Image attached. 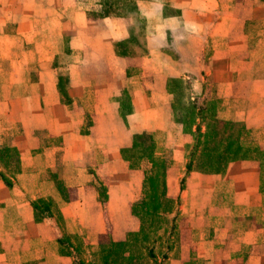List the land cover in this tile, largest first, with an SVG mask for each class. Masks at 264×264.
Listing matches in <instances>:
<instances>
[{
  "label": "crops",
  "instance_id": "1",
  "mask_svg": "<svg viewBox=\"0 0 264 264\" xmlns=\"http://www.w3.org/2000/svg\"><path fill=\"white\" fill-rule=\"evenodd\" d=\"M98 1L82 8L79 0L68 3L66 0H0V38L14 43L12 39L18 36L25 38L21 44H28L44 33L62 39L64 29L83 27L87 13L99 9ZM137 5L146 24L143 33L147 52L140 57L112 55L138 67L137 73L127 75L126 79L132 83V95L131 111L123 118L124 129H106L99 135L96 129L101 120L119 122L122 116L120 105L93 101L80 108L84 114L86 110L91 112L88 119L95 132L92 127L87 131L75 130L74 120L82 119V122L84 118L79 111L69 110L70 103L60 101L57 89L60 67L53 65L57 51L41 58L52 67L54 79L52 99L41 103L36 113L44 114L52 108L61 111L44 123L48 129L44 138L26 132L12 141L20 146L22 171L13 178L12 185H5L0 179V264H64L57 239L59 219L75 225L90 217L85 216L89 213L85 182L64 184L76 190L77 195L70 198L58 187L62 158L81 160L82 164V159L86 160L88 167H76L70 172L77 179L78 173H91V167L96 173L107 165L126 169L120 150L130 144L134 133L150 132L158 142V149L164 146L163 131L171 126L169 110L177 94V89L168 84L170 77L178 76L185 89L195 95L204 93L205 78H213L217 117L241 122L248 133L245 139L258 146L264 156V77L255 76L258 58L246 53L249 43L248 33L244 32V29L260 28L257 24L263 22V28L258 30L264 34V0H137ZM66 12L72 17H65ZM125 20L124 16L114 15L103 19L113 40L128 36L127 28H123ZM76 39L78 44L65 73L71 82L82 78L81 67L86 63L81 52L84 41L79 35ZM260 42L263 44L264 40ZM179 45L185 48L174 47ZM201 59L206 64L201 66L204 72L201 79L194 78V69H186L187 65L182 63ZM32 61L30 58L25 64L28 74ZM93 71L89 68L88 76L92 77ZM99 77L107 83L105 74ZM88 85L96 88L95 83ZM28 113L31 115L32 109ZM3 119L0 116V126L5 123ZM176 127H179L177 123ZM177 135L182 140L179 130ZM184 142H189L188 136ZM183 149L178 145L173 151L176 165ZM89 155L91 158L87 160ZM184 175L188 182L180 194V207L185 208L191 221L187 219L190 224L181 239L182 256L169 264H264V158L235 160L218 173L182 171L178 178ZM178 178L174 177L170 188H174ZM189 178L200 180L194 185L200 186L191 187L193 183H188L193 180ZM40 198L51 201L56 212L38 221L33 204ZM202 215L204 220L199 221Z\"/></svg>",
  "mask_w": 264,
  "mask_h": 264
},
{
  "label": "rangeland",
  "instance_id": "2",
  "mask_svg": "<svg viewBox=\"0 0 264 264\" xmlns=\"http://www.w3.org/2000/svg\"><path fill=\"white\" fill-rule=\"evenodd\" d=\"M69 1L71 0H66V3ZM79 1L82 8L88 7L90 2L91 4L94 2V0H91L89 3L88 0ZM97 4H100L98 10L87 13L85 26L83 25V27L77 30L72 28L64 29L62 39L58 35H56L57 37L55 35L48 36L44 33H40L32 38L33 43L28 44H21V40H25V38L20 39L18 36L12 39L14 43L0 38V116L4 118L2 122H5L4 124L1 123L2 125L0 126V167H2L1 172L5 181L0 179L5 185H12L13 178L22 171L20 146L13 145L12 141L18 140V137L20 135L24 136L26 132H33L36 136L40 138L43 136L44 138V135L46 136L48 133V129L44 126V123H47L49 117L61 111L52 108L46 110L44 114L36 113L41 103L52 99L51 92L54 79L50 71L52 67L47 64L48 61L41 60L44 56H50L52 52L57 51L53 65L60 67L58 71L60 72L61 82L57 81L60 101L62 104L70 103L71 107L69 110L72 112L79 111L81 118H84L82 122V119L74 120L73 128L75 130L87 131L90 130L88 127H92L95 132V126L88 119L91 112L87 110L85 112L84 110L85 114L82 113L80 106L84 108L88 105H84L85 103L97 101V104L99 102L100 104L110 102L120 105L119 113L122 116V120L119 122H116V120H101L96 129L97 133L101 135L106 129H124L123 118L131 111L130 102L132 95V83L131 81H126V79L127 75H135L134 73H137L138 67L133 63L112 56L114 55V42L118 41L112 39V35L107 28L108 26L103 19L113 15L126 17V20L123 22V28H127L128 36L123 40L129 39L130 34H132L133 38H131L135 39L133 43L138 44L145 41L147 48L146 35L144 36L145 33H143V28L146 24L143 23V19L136 9L138 6L137 0H99ZM120 4H123L124 10L129 11L128 16L123 15L121 11L117 10L116 7L120 8ZM107 7L119 13L114 14L115 12H113V14L111 13L105 17L97 15V13H102ZM89 15H92L90 20ZM65 17L70 18L72 14L66 12ZM68 23L71 24L70 21ZM262 24L263 22L257 24L260 28L244 29V32L248 33V48L250 49L246 53L251 52V57L258 58V61L255 62L256 77H264V43H259L260 40H264V34L258 30L263 28ZM78 35L84 41L82 46L84 50L82 49L81 52L82 56L85 57L83 59H86V63L81 67L84 73L82 78L80 80L73 79L71 82L65 73L67 72V64L71 59V53L77 47L78 40L76 36ZM132 46L134 48L137 47L134 44L129 45V47ZM174 47L178 49L185 48L180 45ZM186 48L189 47L187 46ZM182 55L184 54L182 53ZM118 57L123 58L122 56ZM30 58H33V61L28 69H31V74H28L25 71L27 69L25 68V64ZM89 58L92 61L90 63H88ZM182 64L187 65L188 68L186 69L189 70L192 67L194 69V72H192L194 78L201 79V72H204L201 66L206 65L203 64L202 59L199 61L195 60L194 62L187 61ZM89 68L92 71L94 70L92 77L88 76ZM181 70H184V68H181ZM101 73L105 74L106 84L105 82H101L102 77H99ZM174 78H178V76H174ZM58 82L60 83L58 84ZM88 82L89 84L95 83L96 88H90ZM116 82L118 83L116 84ZM169 82L168 80V84ZM103 83L105 86H102ZM174 85L179 88V91L169 110L171 126H168L166 131H163L164 138L162 141L164 146H160L158 149V142L155 140V156L164 160L166 169V193L163 198L170 200V211L167 212L164 209H160L155 214L151 213V210L148 211L149 214H145L144 212L148 204V184L145 181L147 171L152 167L150 160L147 158H135L128 161L121 153L122 158L126 161V169L121 170L119 165H107L105 170L100 169L96 173L91 167L89 168L91 172L89 173L90 176L87 172L81 173V175L78 173L76 175L77 179H74L70 172L76 167H80V169L83 168L82 166L88 167L86 160L82 159L84 163L82 164L81 160L78 161L70 157L62 158L60 166L63 168V171L59 172L61 179L58 180V187L66 197L70 198L77 195L76 190L70 187L66 188L64 184H74L75 181L85 182L87 185L85 187V198L89 205V213L85 214V216L90 217L75 225L59 219L61 224H58L57 239L60 243L61 256L63 262L65 261L64 264H169L172 259L182 256L180 254V243L191 220L185 208L180 207V194L182 189H186L188 179H186L185 175L180 179L178 178V174L182 171L186 174V162L188 160L186 145L192 142L191 132L193 131V127H195L194 124L200 123L201 129L204 127V122H201L196 117L191 122L185 119L192 112V106L195 107V110H193L196 112L197 108L204 107V104L207 102H212L210 105L214 111L213 113L217 114L218 101L214 92L215 84L211 77H207L204 80V95L202 93L199 95L192 94V90L185 89V84L179 79H175ZM73 101L76 102L75 105ZM30 109H32L31 115L28 113ZM183 120L186 122V125L183 123ZM176 123L179 127H176ZM29 124L33 126L37 125L38 128H31ZM177 130L183 134L182 140H180L178 135L176 137ZM150 134L152 135V133ZM187 136L189 137V142H184V138ZM132 143L133 136L130 144L122 147L121 150L131 147ZM178 145L182 149L184 148V153L182 157L179 156V164L176 165L173 151L174 149L176 150V146ZM5 148L14 150H11L12 152L10 153ZM90 156L86 159L91 158ZM115 169L118 170L114 173ZM174 177L178 179L172 189L170 188L172 186L170 183H172ZM189 179L193 180L188 183H193L191 187L200 186V184L194 186L200 180ZM199 194L197 193L198 196ZM44 204H47L46 209L43 208ZM34 205L35 217L38 221L50 215L54 216V212H56V210L52 209V202L43 198L36 200ZM203 220L204 215H202L199 221ZM116 242L124 243L121 246L123 249L122 255L117 256V252H110L106 260L107 263L104 262V257L107 253L105 252L106 249L107 251L110 248L114 251L119 249L118 245H114ZM121 256L124 259H121ZM115 258L117 263L113 262Z\"/></svg>",
  "mask_w": 264,
  "mask_h": 264
},
{
  "label": "trees",
  "instance_id": "3",
  "mask_svg": "<svg viewBox=\"0 0 264 264\" xmlns=\"http://www.w3.org/2000/svg\"><path fill=\"white\" fill-rule=\"evenodd\" d=\"M120 5L122 7H116L117 10L121 11L123 15L128 16L129 11L124 10L123 4ZM113 12H115L114 14L119 13L107 7L102 11V13H97V15L105 17L111 13L113 14ZM131 37L132 34H130V38L127 40L114 42V55L122 57L133 55L138 56L147 52L145 41L135 44L133 43V40L135 41V39H132L133 37ZM131 44H134L137 47H129ZM175 79L180 80L179 77H170L168 79L170 81L169 86H174L178 93L179 88L174 85ZM58 80L61 82V76L58 77ZM60 82H58V84ZM210 103L212 102H207L204 104V107L197 108L196 112H194L195 107L192 106L194 110L192 109V112L188 115V118L185 119L191 122L193 121V118L196 117L201 122H204L203 129H201L200 123L194 124L195 127H193V131L191 132L192 142L186 145V151H188L186 174L191 171H198L202 173H218L222 172L230 162L235 160L259 157L264 158L262 155L263 152L258 148V146L248 142V139H245L248 136L245 126L241 122L219 119L217 114L213 113L214 111ZM183 123L186 125L184 120ZM5 149L10 151V153L14 150L11 149V151L8 148ZM121 153L128 161L134 160L135 158L139 159L144 157L151 162L152 167L149 171H147L145 181V183L148 184V204L146 203L148 207L146 206L144 210L145 214H149V210H151V213L155 214L160 209H164L169 212L171 202L169 199L163 198L166 193V169L164 166V160L155 156V140L153 136L147 132L133 134L132 146L129 148H123ZM1 171L2 170L0 169V178L4 180L3 173ZM46 207L47 204H44L43 208L46 209ZM114 245H118L119 249L116 251L111 248L108 251L106 249L105 252L107 253L104 257V262L107 263L106 260L107 257H109L110 252H117V256L122 255L123 249L121 246H123L124 243L116 242ZM120 258L124 259L122 256ZM113 262L117 263L116 258Z\"/></svg>",
  "mask_w": 264,
  "mask_h": 264
}]
</instances>
